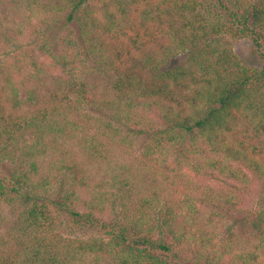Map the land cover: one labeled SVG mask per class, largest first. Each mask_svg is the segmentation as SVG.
Listing matches in <instances>:
<instances>
[{
  "label": "trees",
  "instance_id": "16d2710c",
  "mask_svg": "<svg viewBox=\"0 0 264 264\" xmlns=\"http://www.w3.org/2000/svg\"><path fill=\"white\" fill-rule=\"evenodd\" d=\"M5 162L0 264H264V0H0Z\"/></svg>",
  "mask_w": 264,
  "mask_h": 264
},
{
  "label": "rangeland",
  "instance_id": "374dc122",
  "mask_svg": "<svg viewBox=\"0 0 264 264\" xmlns=\"http://www.w3.org/2000/svg\"><path fill=\"white\" fill-rule=\"evenodd\" d=\"M73 26V24H72ZM41 36V35H40ZM35 37L33 34H30L29 32H23L19 36L16 35L13 39L10 41V45L7 48V51L2 52L6 53L7 55H11V59L15 61L14 57H19V55H22L28 48L31 47L30 43L34 41ZM35 46V43H34ZM235 51L239 55V57L247 64L259 66L261 65V61L259 58V55L255 53L253 43L249 39H238L234 42ZM43 58V56H41ZM181 59V57L176 58V61L178 62ZM26 96V90L23 88L21 90V97ZM12 166V163L5 162L4 164H0V177L3 176L8 172V169ZM255 205H257L259 208H264V198L256 199ZM16 208L11 205L6 200H3L0 198V214L3 215V217H6L7 219H12L16 214ZM246 213L244 212H238L235 213V216L231 219H228V225L231 226L232 223L236 222L237 220V238H236V245L239 250H245V249H251L252 245L256 242L255 238L253 237L252 229L249 228L245 221L244 216ZM79 235L89 236V235H95L99 234V231L97 228L89 227L85 231L82 230L78 232Z\"/></svg>",
  "mask_w": 264,
  "mask_h": 264
}]
</instances>
